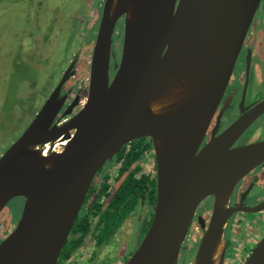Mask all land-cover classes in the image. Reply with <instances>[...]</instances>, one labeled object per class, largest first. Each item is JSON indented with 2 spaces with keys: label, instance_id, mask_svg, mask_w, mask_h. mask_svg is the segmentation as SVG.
I'll use <instances>...</instances> for the list:
<instances>
[{
  "label": "water",
  "instance_id": "95a60500",
  "mask_svg": "<svg viewBox=\"0 0 264 264\" xmlns=\"http://www.w3.org/2000/svg\"><path fill=\"white\" fill-rule=\"evenodd\" d=\"M261 0H105L81 109L52 124L64 82L0 157V212L25 199L0 264H56L87 192L127 143L152 141L157 202L153 220L124 264H179L200 202L213 206L192 264H224L225 228L235 185L264 162V140L232 146L264 112L255 105L204 148L200 145L225 93ZM124 17L116 73L113 33ZM65 141L61 150L45 145ZM256 211V210H255ZM244 264H264V236Z\"/></svg>",
  "mask_w": 264,
  "mask_h": 264
},
{
  "label": "flooded vegetation",
  "instance_id": "af4514ba",
  "mask_svg": "<svg viewBox=\"0 0 264 264\" xmlns=\"http://www.w3.org/2000/svg\"><path fill=\"white\" fill-rule=\"evenodd\" d=\"M119 24L122 25L123 29L124 17H121L118 20L113 33V47L110 57L111 79L116 73V65L119 64L121 57L123 30L120 34L119 29L121 26L119 27ZM116 35L117 37H115ZM82 45L80 44L77 53L74 54L70 59L71 61H69L68 67L71 65V63L75 62V66L72 69L73 74L64 82L61 88L60 97L65 99L52 124H61L68 120L72 115H74L81 109L86 100L88 83L87 85L81 83L83 74L81 73V69L79 68V66L81 64L82 55L84 54L85 49H87V47L89 46L82 47ZM89 49L93 51L92 47H89ZM90 56L92 58V53ZM68 67H66V69L62 72V78L60 79V81L63 79L65 73L67 72ZM85 71L86 73H88L89 80L90 65H88V67L84 69V72ZM60 81L58 82V84L60 83ZM58 84L52 86V89L47 95L46 100L55 90ZM262 100H264V0H261L257 11L251 21L243 46L237 57L232 76L226 87L225 93L223 94L219 102L217 110L211 119L205 137L200 145V149L204 148L213 138L220 136L233 123H235L241 117L245 116V114H248V112H250L252 108ZM260 124L264 126V112L257 116L249 124V126L242 132V134L237 138L232 146L235 147L264 140V132H262L264 128H262V126L260 127ZM133 141L124 145V147L126 146L125 152H128L131 149V143ZM64 143L65 141L48 143L45 145V150L62 149ZM150 143L151 146H149V149L146 150L147 152L144 154V158L142 160V170L149 173L152 178L155 177L156 179V157L154 154L152 141H150ZM122 149L120 151H122ZM108 161H110L109 165H104L100 169L101 172L99 173L100 170L97 172L89 190H91L92 187L93 189L97 188L98 186H100V183L104 181V183H110L109 185L111 186V193H113L114 190L118 188L120 183L126 177L127 172L120 175V170L124 160H119V156L115 155ZM133 167L134 166H132L131 168ZM104 176H107V179L104 180ZM94 193L95 192H93V194ZM86 197L78 215L85 207L84 203ZM156 202L154 205H151L149 203L138 204V206L130 213V215L123 221V223L118 228H116L115 232L113 234H110L104 242L98 236H93L91 234H88L84 237L75 235L77 242H74L75 244L71 243L70 240L68 243L65 242L64 246L67 243V249L63 253V255H61V252L64 248L63 246L56 264H101L102 262H105L107 257H112L114 253L116 256L121 258V256H119L116 251H121V253H123L122 256L126 255L124 261L122 260L121 262L122 264H124L134 251L130 253L127 252L126 249L122 251L120 247L118 248L114 244L117 241L116 238L118 237L119 232L122 231L129 220L131 221L135 219L138 228L140 227L141 229V234H143L141 239L137 240V248L147 232L145 231V228H149L153 220ZM212 206V196L206 197L198 205L191 221L188 237L181 248L179 264L191 263V261L187 262V258L192 256L190 252H192L195 245L198 248L200 239L203 234L201 221L207 222L209 220L212 212ZM229 206L237 209V211L230 216L225 228V239L227 241V247L225 251L224 263L230 259V257H227V255L231 247V234L235 235L233 224L235 222L234 217L236 214H257L259 219H253L251 223L248 224L251 228H255V230H257L256 228L264 227V162L247 173L235 185L230 197ZM17 222L18 221H15L14 225L12 223L10 226H6V221H0V243L12 232V230L17 225ZM236 222L238 224H245V222L242 220H236ZM12 226L13 228L11 229ZM194 227L198 228V231L194 234V236H191V229ZM138 228L130 234L128 231V238H130L131 234L133 235V233L137 231ZM263 236L264 228L262 230V234L260 236L258 235L255 240L251 242L250 252L246 259L249 257V255ZM186 241H189V245L186 244ZM112 243L113 245H111ZM119 258L114 261L115 264L118 263V261L120 260ZM97 260L100 262H98ZM244 262L242 261L241 264H244Z\"/></svg>",
  "mask_w": 264,
  "mask_h": 264
},
{
  "label": "rangeland",
  "instance_id": "374dc122",
  "mask_svg": "<svg viewBox=\"0 0 264 264\" xmlns=\"http://www.w3.org/2000/svg\"><path fill=\"white\" fill-rule=\"evenodd\" d=\"M103 4L104 0H0V157L40 110L80 44L93 48ZM119 27L121 34L122 25ZM89 47L85 49L79 66L84 85L88 83V73L84 69L90 65L92 53ZM24 202L23 197L10 200L0 213V221H6V226L14 225L22 213ZM253 219L258 220V215H235V235L231 234L227 255L230 259L224 264H241L246 260L251 242L262 234L264 228H251L248 223ZM236 220L245 224H238ZM137 228L135 219L129 220L114 244L122 251H134L143 234L140 227L130 238L127 232L130 234ZM197 231L198 228H192L191 236ZM186 244L189 245V241ZM196 251L195 245L190 252L192 256L187 258V262L191 261L189 264H192ZM116 253L121 258L114 253L113 258L107 257L101 264H115L118 258L117 264H122L126 255L122 256L121 251Z\"/></svg>",
  "mask_w": 264,
  "mask_h": 264
},
{
  "label": "trees",
  "instance_id": "16d2710c",
  "mask_svg": "<svg viewBox=\"0 0 264 264\" xmlns=\"http://www.w3.org/2000/svg\"><path fill=\"white\" fill-rule=\"evenodd\" d=\"M150 141L149 137L135 139L128 152H125V146L122 151L116 154L119 156V160H124L120 175L127 172L126 177L113 193H111L110 183H104V181L97 188L93 189L92 187L88 191L85 207L77 216L70 235L66 239L67 243L69 240L71 243H76L77 235L84 237L88 234L98 236L104 242L138 204H155L157 200L156 179L142 170V160L146 150L151 146ZM132 166L134 167L131 168ZM103 179H107V176H104ZM147 229L148 227L145 228V231ZM67 243L61 255L67 249Z\"/></svg>",
  "mask_w": 264,
  "mask_h": 264
},
{
  "label": "built area",
  "instance_id": "2783aa9c",
  "mask_svg": "<svg viewBox=\"0 0 264 264\" xmlns=\"http://www.w3.org/2000/svg\"><path fill=\"white\" fill-rule=\"evenodd\" d=\"M59 150H61V149H59Z\"/></svg>",
  "mask_w": 264,
  "mask_h": 264
}]
</instances>
